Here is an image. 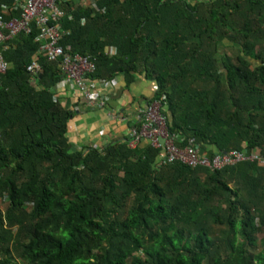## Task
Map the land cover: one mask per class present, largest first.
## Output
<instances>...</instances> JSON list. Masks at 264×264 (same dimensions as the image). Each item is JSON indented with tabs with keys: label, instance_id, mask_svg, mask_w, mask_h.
<instances>
[{
	"label": "trees",
	"instance_id": "trees-1",
	"mask_svg": "<svg viewBox=\"0 0 264 264\" xmlns=\"http://www.w3.org/2000/svg\"><path fill=\"white\" fill-rule=\"evenodd\" d=\"M12 2L0 0V19L17 16L2 9ZM61 7L60 45L91 60L92 80L155 83L148 103L165 97L179 147L264 158V0ZM38 34L33 26L1 48L0 264H264V167L164 164L150 143L74 151L76 112L56 93L58 63L34 60Z\"/></svg>",
	"mask_w": 264,
	"mask_h": 264
},
{
	"label": "built area",
	"instance_id": "built-area-1",
	"mask_svg": "<svg viewBox=\"0 0 264 264\" xmlns=\"http://www.w3.org/2000/svg\"><path fill=\"white\" fill-rule=\"evenodd\" d=\"M63 2L65 0H13L10 5L2 6L4 11L16 13L17 16L9 21L0 19V80L10 68L4 60L1 48L4 49L8 41L21 34L31 35L34 26L39 31L36 41L41 44L39 54L34 60L37 61L39 56H42L50 62H57L64 75L58 87H70L77 91L89 108L105 109L111 101L109 91L118 85L117 78L111 81L90 79L95 70L91 60L79 54L69 53L60 45L62 38L68 34L61 24L62 19L66 17V12L61 7ZM109 53L113 55L115 50L110 49ZM28 71L37 76L40 67L32 65L28 67ZM154 91H158L156 85ZM164 99L165 97L147 103L140 111L139 119L134 122L130 131L128 145L131 149L150 143L154 148L162 150L160 159L164 164L180 163L192 168L205 167L212 171L246 161L256 162L264 167V158L258 152L246 154L242 151H232L209 157L200 152L195 144L185 148L179 147L176 144L178 137L169 132L168 119L162 113Z\"/></svg>",
	"mask_w": 264,
	"mask_h": 264
},
{
	"label": "crops",
	"instance_id": "crops-1",
	"mask_svg": "<svg viewBox=\"0 0 264 264\" xmlns=\"http://www.w3.org/2000/svg\"><path fill=\"white\" fill-rule=\"evenodd\" d=\"M117 81L118 85L109 91L110 107L102 110L89 108L77 91L57 87L62 105L76 112L67 134L74 151L102 149L112 142L128 143L131 127L138 121L140 111L153 99L156 84L143 76H138L130 86L122 76Z\"/></svg>",
	"mask_w": 264,
	"mask_h": 264
},
{
	"label": "rangeland",
	"instance_id": "rangeland-1",
	"mask_svg": "<svg viewBox=\"0 0 264 264\" xmlns=\"http://www.w3.org/2000/svg\"><path fill=\"white\" fill-rule=\"evenodd\" d=\"M261 237H263L264 235H260Z\"/></svg>",
	"mask_w": 264,
	"mask_h": 264
},
{
	"label": "water",
	"instance_id": "water-1",
	"mask_svg": "<svg viewBox=\"0 0 264 264\" xmlns=\"http://www.w3.org/2000/svg\"><path fill=\"white\" fill-rule=\"evenodd\" d=\"M162 143H163V141H162Z\"/></svg>",
	"mask_w": 264,
	"mask_h": 264
}]
</instances>
